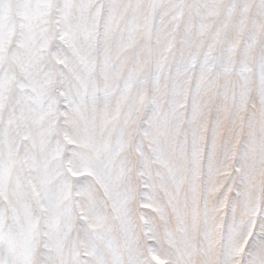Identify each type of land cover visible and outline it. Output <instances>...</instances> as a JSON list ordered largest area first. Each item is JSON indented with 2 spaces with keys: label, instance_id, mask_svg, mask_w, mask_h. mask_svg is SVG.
<instances>
[{
  "label": "snow or ice",
  "instance_id": "6c2138e0",
  "mask_svg": "<svg viewBox=\"0 0 264 264\" xmlns=\"http://www.w3.org/2000/svg\"><path fill=\"white\" fill-rule=\"evenodd\" d=\"M0 264H264V0H0Z\"/></svg>",
  "mask_w": 264,
  "mask_h": 264
}]
</instances>
